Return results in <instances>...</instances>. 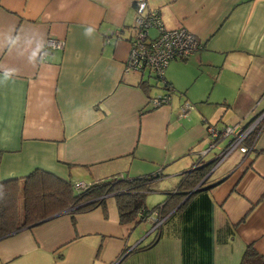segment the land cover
<instances>
[{
    "label": "crops",
    "instance_id": "obj_1",
    "mask_svg": "<svg viewBox=\"0 0 264 264\" xmlns=\"http://www.w3.org/2000/svg\"><path fill=\"white\" fill-rule=\"evenodd\" d=\"M147 3L199 43L165 68L174 95L157 108L141 86L156 84L153 73L126 69L134 0H0L1 178L35 168L89 184L159 173L152 209L207 148L208 126L264 111V0ZM48 37L62 47L40 58ZM257 133L246 155L216 167L205 157L197 190L181 209H162L156 229L121 224L113 196L75 212L58 200L51 216L0 238V264H239L250 245L264 256V126Z\"/></svg>",
    "mask_w": 264,
    "mask_h": 264
},
{
    "label": "trees",
    "instance_id": "obj_2",
    "mask_svg": "<svg viewBox=\"0 0 264 264\" xmlns=\"http://www.w3.org/2000/svg\"><path fill=\"white\" fill-rule=\"evenodd\" d=\"M49 50L51 48L45 50L44 53ZM41 54L42 50L39 54L40 57ZM164 74L163 72L160 78L153 74L157 84L162 80L161 88L164 89L162 95L155 97H165V99L169 97L167 102L170 103L173 89ZM142 83L141 86L144 89L150 87L146 80ZM148 98L147 104H152L150 99L153 97ZM159 106H153V108ZM253 137L250 136L243 143L252 144ZM2 155L3 152L0 150V162ZM209 168L210 164H204L203 158L199 157L190 171H184L181 174L180 185L176 192L173 195L168 194L164 203L158 204L152 209H148L146 206V196L151 191V185L158 179L159 173L146 174L136 178L115 175L90 184L87 183L89 184L87 188L76 192L72 188L75 182L63 181L52 172L41 168H35L22 178L3 179L0 177V238L18 232L26 226L40 223L51 216L58 200L65 202L64 208L69 207L73 210L72 212H75V210H84L88 206L103 204L107 196H113L121 224L140 223L154 209H159V217L162 218V209L166 214L177 206L181 209L188 202L187 199H184L188 197H186L188 191L198 185ZM62 192L65 194V198L58 197ZM239 264H264V256L257 253L250 245L247 246Z\"/></svg>",
    "mask_w": 264,
    "mask_h": 264
},
{
    "label": "built area",
    "instance_id": "obj_3",
    "mask_svg": "<svg viewBox=\"0 0 264 264\" xmlns=\"http://www.w3.org/2000/svg\"><path fill=\"white\" fill-rule=\"evenodd\" d=\"M134 4L136 10V32L130 40L126 69L147 72V74L153 73L160 78L171 60L188 58L198 50L199 43L194 34L188 29L183 26L167 28L162 22L158 11L148 8L147 0H134ZM150 28L156 30L154 36L150 34ZM117 34L114 33L115 36ZM61 47V42L48 37L42 49L41 57H43L44 51L48 48L60 49ZM168 100L169 97L166 99L165 97H153L150 99L153 106L167 104ZM186 107L187 104H185ZM188 107L190 106L188 105ZM263 126L264 111L256 113L252 119L243 125L236 124L235 126H223L221 128L208 126L209 144L204 151L199 152V157L204 158L212 150L217 149L218 153L213 152L212 155L215 158L214 164L216 167L236 148H239L241 153L246 155L254 150L258 138L257 131L262 129ZM250 136H254L252 144L243 143ZM223 141H226V144L223 147H219ZM88 185L84 182H75L74 188L79 191L87 188ZM145 220L150 221L154 229H156L162 222L159 217V209L152 210Z\"/></svg>",
    "mask_w": 264,
    "mask_h": 264
},
{
    "label": "rangeland",
    "instance_id": "obj_4",
    "mask_svg": "<svg viewBox=\"0 0 264 264\" xmlns=\"http://www.w3.org/2000/svg\"><path fill=\"white\" fill-rule=\"evenodd\" d=\"M149 31H150V34L152 35V36H154L155 34H156V30L155 29H152V28H150L149 29ZM174 62L175 61H170L169 62V65L167 66V68H166V70L167 69H169V71L173 68V70H176L177 68L175 67V66H173V64H174ZM177 74H178V70L177 71H175V75L177 76ZM188 78V77H187ZM155 79H150V81L151 82H153ZM186 80V78L185 79H182V80H180L181 82V85H183V83H184V81ZM192 80H193V78H192ZM154 82H156V80L154 81ZM162 80L160 81V83L159 84H152V86H150V88H149V90H148V93H149V97H155V96H158V95H162L163 93H164V89H162L161 87V85H162ZM176 89H178V88H176ZM181 89H179V90H177L178 92H176L175 94L176 95H179V91H180ZM174 93V90H173V92H172V95H174L173 94ZM147 99H149V98H147ZM189 102V101H188ZM191 110V109H190ZM243 124H245V123H243ZM243 124H241V125H243ZM238 125V124H237ZM226 144V141H223L222 143H221V146H224ZM214 150H216L217 151V149H214ZM214 150H212L211 152H210V154H212L213 152H214ZM238 154H240L241 156H243V154L241 153V151H240V149L239 148H236V150H234L232 153H230L228 156H226L223 160H225L224 161V163L225 162H227V161H229V160H231L232 158H234V155H238ZM205 157H207V158H205ZM204 158L205 159H210L211 157H212V155H206ZM203 158V159H204ZM73 182H76V181H74V178H73V180H72ZM151 195L150 196H155V194L154 193H150ZM150 198V197H149ZM149 198L146 200V204H147V206H149V204L148 203H150V202H148L149 201ZM152 203V202H151ZM154 203L155 202H153L152 204H150V206L151 205H154Z\"/></svg>",
    "mask_w": 264,
    "mask_h": 264
},
{
    "label": "water",
    "instance_id": "obj_5",
    "mask_svg": "<svg viewBox=\"0 0 264 264\" xmlns=\"http://www.w3.org/2000/svg\"><path fill=\"white\" fill-rule=\"evenodd\" d=\"M214 152H216V150H214ZM198 186H196V188H194L191 192H188V194L186 195V197L191 194L193 191L197 190ZM185 199V198H184Z\"/></svg>",
    "mask_w": 264,
    "mask_h": 264
},
{
    "label": "clouds",
    "instance_id": "obj_6",
    "mask_svg": "<svg viewBox=\"0 0 264 264\" xmlns=\"http://www.w3.org/2000/svg\"><path fill=\"white\" fill-rule=\"evenodd\" d=\"M92 31V29H88V32H91Z\"/></svg>",
    "mask_w": 264,
    "mask_h": 264
}]
</instances>
